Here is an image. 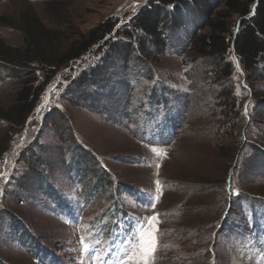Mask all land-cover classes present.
<instances>
[{"label": "rangeland", "instance_id": "374dc122", "mask_svg": "<svg viewBox=\"0 0 264 264\" xmlns=\"http://www.w3.org/2000/svg\"><path fill=\"white\" fill-rule=\"evenodd\" d=\"M148 2L0 0V39L11 47L20 45L19 23L27 7L50 28L58 22L71 25L72 31L63 30L71 39L107 20L117 21L120 29ZM185 18L187 24L194 22L192 16ZM189 34L170 33L166 53L152 55L148 65L133 57L115 63L101 84L103 92L85 88L73 100L98 93L92 96L94 108L70 102L68 88L83 71V62L94 68L108 48L59 72L22 134L10 137L0 122V145L6 140L8 148L0 166V264H122L145 218L156 215L155 264H264V100L256 102L250 85L242 82L246 92H238L236 139H230L229 128L214 122L211 84L185 53ZM63 43L67 47L69 42ZM17 87L16 80L0 79L2 109L13 104ZM253 87L264 95V81ZM54 111L69 121L81 152L65 144L66 131L49 123ZM220 136L226 147L238 150L229 161L219 152ZM85 151L113 178L115 186L107 192L92 194V185L89 190L72 180L68 166L78 171V156ZM26 157L29 165L22 162ZM26 173L32 182L21 192L14 181ZM42 178L48 186H42ZM48 187L62 206L49 198ZM85 188L92 195L89 204H84ZM12 218L24 231H14ZM82 236L99 241L100 260L82 252Z\"/></svg>", "mask_w": 264, "mask_h": 264}, {"label": "trees", "instance_id": "16d2710c", "mask_svg": "<svg viewBox=\"0 0 264 264\" xmlns=\"http://www.w3.org/2000/svg\"><path fill=\"white\" fill-rule=\"evenodd\" d=\"M52 5L55 8L61 6L59 2H52ZM21 16L20 45L11 47L5 40L0 39V79L18 82L13 104L7 110L0 107V122L6 124L12 134L10 137L14 133L22 134L42 103L51 81L59 72L70 70L72 65L83 61L89 55L93 57L95 54L101 55L105 49L109 50L101 55V61L94 68L86 67V61L83 62L80 67L83 71L71 81L72 85L68 88L70 102H81L83 106L94 108L92 96L98 93L88 92L82 97V101L75 102L79 100L81 90L99 89L103 92V82L107 83L106 80L117 62L125 63L133 57L135 62L148 65L146 59L166 53L169 34H175L179 30L190 31L185 53L191 56L195 69L203 70L205 82L211 84L208 94L214 98L216 107L214 122L219 128H229L230 139H236L234 133L237 130L235 117L239 109L238 92H246L242 82L250 85L256 102L264 100V95L260 96L253 87L254 83L264 81V0H149L130 23L120 29H117V21L107 20L86 34L74 33L71 39L63 31H72L71 25L58 22L60 26L50 28L32 7H27ZM191 16L194 17V22L187 24L185 17L192 19ZM0 23H4L3 20ZM65 40L69 42L67 47L63 43ZM235 61L240 63L241 71L237 70ZM149 71L152 72V69L149 68ZM49 123H54L60 132L66 131L69 135L64 141L65 144L81 152L74 141L67 119L54 111ZM61 137L64 139L63 135ZM221 140L219 152L229 161L238 150L233 146L226 147L224 137ZM2 142L0 166L8 150L6 140ZM37 148H41V145ZM32 156L34 162L38 161L35 154ZM78 159L82 163L78 171L74 169L75 165L68 166L72 170V180L85 183L89 190L92 185L91 193L107 192L110 186H115L110 173L92 153L85 151ZM24 161L27 165L30 164L29 157L22 160ZM76 161L77 159L72 164H76ZM30 180L26 173L24 178L14 182L21 192H27V185L32 182ZM41 183L42 186H48L47 179L42 178ZM118 188L116 190L121 192ZM48 189L50 191L49 187ZM85 191L87 193L86 188ZM50 192L49 198L62 206L63 200L56 193ZM87 194V197H83L84 204L92 201V195ZM117 203L114 202V205ZM12 225L16 233L24 231L16 218H12Z\"/></svg>", "mask_w": 264, "mask_h": 264}, {"label": "snow or ice", "instance_id": "6c2138e0", "mask_svg": "<svg viewBox=\"0 0 264 264\" xmlns=\"http://www.w3.org/2000/svg\"><path fill=\"white\" fill-rule=\"evenodd\" d=\"M2 178L3 176L0 175V179ZM149 207H153V205H149ZM158 222V215L145 218L143 226L136 235V240L130 244V248L126 251V260L122 261V264H155L156 253L159 250ZM80 243L83 246L84 254L94 260H100V254L96 249L99 244L98 240L89 242L82 236ZM100 264H102V260H100Z\"/></svg>", "mask_w": 264, "mask_h": 264}]
</instances>
